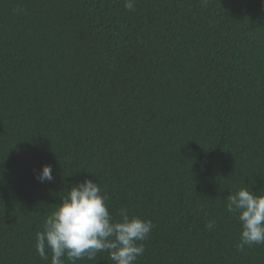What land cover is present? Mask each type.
<instances>
[{
	"label": "trees",
	"instance_id": "obj_1",
	"mask_svg": "<svg viewBox=\"0 0 264 264\" xmlns=\"http://www.w3.org/2000/svg\"><path fill=\"white\" fill-rule=\"evenodd\" d=\"M124 4L0 0V264H50L36 234L85 179L152 221L137 264H264L227 210L264 192V0Z\"/></svg>",
	"mask_w": 264,
	"mask_h": 264
},
{
	"label": "clouds",
	"instance_id": "obj_2",
	"mask_svg": "<svg viewBox=\"0 0 264 264\" xmlns=\"http://www.w3.org/2000/svg\"><path fill=\"white\" fill-rule=\"evenodd\" d=\"M131 11L134 0H125ZM43 183L53 179L52 166L45 164L37 176ZM109 197L102 193L99 183L85 179L75 183L61 197L58 207L44 223L43 231L36 234V251L50 264H71L98 253L107 252L112 264H137L145 251L144 241L154 227L151 220L130 215L126 208L119 210V219L113 217L106 203ZM227 210L238 214L241 222L239 250L253 244H264V192L241 187L227 197ZM208 229L215 221L207 223Z\"/></svg>",
	"mask_w": 264,
	"mask_h": 264
}]
</instances>
